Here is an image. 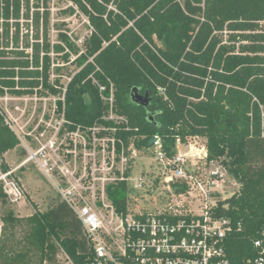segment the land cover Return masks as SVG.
<instances>
[{"label":"trees","instance_id":"1","mask_svg":"<svg viewBox=\"0 0 264 264\" xmlns=\"http://www.w3.org/2000/svg\"><path fill=\"white\" fill-rule=\"evenodd\" d=\"M69 1L88 18L91 34L78 59L82 68L64 92L60 78L56 85L51 80L49 0H0V94L7 88L18 96L56 95L58 111L75 130L105 123L109 103L99 84L107 92L113 84L114 112L124 120L106 133L118 153H128L131 143L145 150L159 137L162 152L173 158L177 143L205 138L207 161L223 165L239 183L230 197L215 194L214 213L233 226L227 255L231 264H251L259 251L254 241L264 238V0ZM134 88L150 92L148 107L132 101ZM19 144L0 111L1 156ZM172 184L178 194L188 191L186 183ZM128 189L126 180L108 186L117 211H128ZM7 199L0 189V202ZM8 206L0 264H61V254L69 264H87L94 257L66 201L26 217Z\"/></svg>","mask_w":264,"mask_h":264},{"label":"rangeland","instance_id":"2","mask_svg":"<svg viewBox=\"0 0 264 264\" xmlns=\"http://www.w3.org/2000/svg\"><path fill=\"white\" fill-rule=\"evenodd\" d=\"M49 5L51 30L48 44L51 49V80L55 83L56 79L60 78L61 83L66 87L82 66L78 63V59L85 52L83 43L85 38L91 34V26L88 18L71 1L49 0ZM26 21L23 19L21 22L23 38H26L28 33L26 29L28 22ZM33 33V31L30 32V34ZM63 35H66V39H62ZM23 41L21 47H25V39ZM61 98L63 99L64 96ZM59 99L60 97L51 94L44 97L36 94L14 97L11 94L8 99L0 100V105L7 111L6 115L11 120L9 126L20 139V144L1 156L0 161L4 158L11 168L16 169L18 181L23 189V194L18 201L13 202L7 199L5 205L0 202V234L3 224L1 216L8 205L16 215L26 217L33 214L36 209L46 211L58 201H64L60 187H66L68 183L66 179L60 177V168H58L63 163H69V168L76 170L77 180L71 177L76 184L80 179L85 181L89 179L88 177L95 175L96 185L93 186L98 188L100 195L102 188L105 187V195L108 198V186L120 181L124 176L123 180L128 181L127 194L130 211L150 213L164 209L172 203H180L184 210L192 208L197 211L200 209L195 193L190 194L187 191L178 194L175 192L172 183L183 184L184 182L176 178L172 179L174 167L159 159V152L162 151L160 141L147 146L145 150H139L131 143L128 153L124 149L118 153L117 148L114 149L112 137L107 133L102 135L100 129H85L86 131H81V134L86 139L80 137L78 133H71L69 141L67 140L66 144L61 147L60 154L47 148L46 157L42 158L40 163L36 159H31L32 151L35 152L52 143L53 139L55 141L57 138L61 139L60 141L64 139V136L55 137L56 126L59 128L60 124L58 115L54 114V109ZM70 142L73 146H70ZM57 143L59 144L58 140ZM203 146H206L205 138L190 137L186 143H177L176 154L173 157L179 153L187 155L188 161L185 167L188 172L204 174L203 179L206 181L210 178V171L220 164L218 162L207 163V159L199 158L198 154L201 153ZM23 150H25L24 153ZM45 159H49L50 164L53 166L55 164V168L57 167L51 170V173L45 164ZM22 163L24 164L20 167ZM127 169H130L128 177L125 175ZM238 190L239 183L227 173L217 190L220 196L211 195L210 198L224 199ZM66 257L64 254L59 256L61 264L70 263Z\"/></svg>","mask_w":264,"mask_h":264},{"label":"built area","instance_id":"3","mask_svg":"<svg viewBox=\"0 0 264 264\" xmlns=\"http://www.w3.org/2000/svg\"><path fill=\"white\" fill-rule=\"evenodd\" d=\"M66 89L67 86L63 87L64 92ZM99 90L102 99L109 103V112L102 117L105 123H96L86 128L77 126L75 130H71L69 125L73 123L66 118L65 111H58L56 103L54 114L58 115L60 126L59 128L56 126L55 137L64 136V139L60 141L61 139L57 138L59 144L53 139L52 143L35 152L32 151L31 159H36L40 163V160L46 157L47 148L60 154L61 147L67 140L69 141L71 133H78L80 137L86 139L81 134V131H86L85 129H100L102 135H106V131L116 129L113 124L123 121L124 118L114 112V85L111 84L107 92V86L99 84ZM10 95L6 88V92L0 94V100L8 99ZM0 111L7 124L11 125V120L6 115L7 111L2 105ZM111 139L116 149L115 138ZM70 146H73L72 142ZM198 156L208 158L206 146L202 147ZM159 159L174 167L172 179L176 178L186 183L188 192L195 193L199 210L195 211L192 208L184 210L180 203H172L164 209L150 213L134 212L129 209L127 212H120L105 195V187L102 188L100 195L98 188L93 186L96 185L95 175L85 181L80 179L76 184L71 177L77 180V172L69 168V163H63L58 167L60 177L66 179L68 183L66 187H60L64 201L75 211L82 222L84 232L94 246V257L89 259L87 264H231L226 251V239L233 231V226L229 219L214 213L218 199L216 196L214 199L210 198L219 192L217 190L227 174L225 167L220 164L213 168L210 171V178L205 181L204 174L188 172L185 167L187 155L183 153L168 158L160 151ZM4 162H6L4 158H1L0 189L8 199L16 202L22 196L23 189L18 181L16 169L9 166L5 170ZM45 164L50 173L57 168L55 164L54 166L50 164L49 159H45ZM123 179L124 176L121 180ZM105 210L107 212H104ZM254 245L259 251L251 264H264V238L255 240Z\"/></svg>","mask_w":264,"mask_h":264},{"label":"water","instance_id":"4","mask_svg":"<svg viewBox=\"0 0 264 264\" xmlns=\"http://www.w3.org/2000/svg\"><path fill=\"white\" fill-rule=\"evenodd\" d=\"M131 99L133 102L144 105L145 107H148L151 103V95L150 92L147 91L145 94H141V91L139 88H134L131 91ZM160 141L159 137H154L150 140L149 145H153L154 143H157Z\"/></svg>","mask_w":264,"mask_h":264}]
</instances>
